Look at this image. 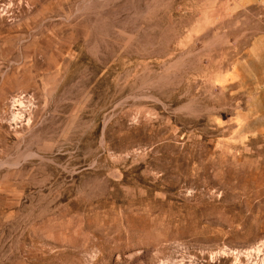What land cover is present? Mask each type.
I'll use <instances>...</instances> for the list:
<instances>
[{
	"label": "rangeland",
	"instance_id": "rangeland-1",
	"mask_svg": "<svg viewBox=\"0 0 264 264\" xmlns=\"http://www.w3.org/2000/svg\"><path fill=\"white\" fill-rule=\"evenodd\" d=\"M226 2L0 0V264H264V15Z\"/></svg>",
	"mask_w": 264,
	"mask_h": 264
},
{
	"label": "crops",
	"instance_id": "crops-1",
	"mask_svg": "<svg viewBox=\"0 0 264 264\" xmlns=\"http://www.w3.org/2000/svg\"><path fill=\"white\" fill-rule=\"evenodd\" d=\"M224 4L225 1L227 3H231L232 7L227 10L228 14L232 17H239L245 14L250 15L253 14V10L259 12V15H264V0H221ZM223 10H226L224 6H222V14Z\"/></svg>",
	"mask_w": 264,
	"mask_h": 264
}]
</instances>
